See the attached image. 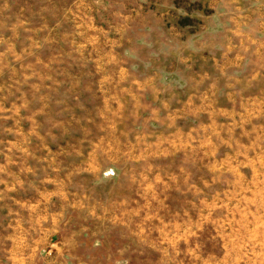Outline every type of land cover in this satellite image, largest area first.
Masks as SVG:
<instances>
[{
    "label": "rangeland",
    "instance_id": "374dc122",
    "mask_svg": "<svg viewBox=\"0 0 264 264\" xmlns=\"http://www.w3.org/2000/svg\"><path fill=\"white\" fill-rule=\"evenodd\" d=\"M262 4L0 0V137L41 194L3 264H264V168L214 183L209 113Z\"/></svg>",
    "mask_w": 264,
    "mask_h": 264
},
{
    "label": "crops",
    "instance_id": "0c3cea01",
    "mask_svg": "<svg viewBox=\"0 0 264 264\" xmlns=\"http://www.w3.org/2000/svg\"><path fill=\"white\" fill-rule=\"evenodd\" d=\"M257 18L247 16L238 31L226 27L225 47H213V106L209 113L211 117L213 113L214 183L254 181L255 176L248 179L243 171L259 173L257 168H264V12ZM231 22L237 23V19L233 17ZM20 147L17 140L0 137V249L9 246L11 232L25 223L21 216L28 208L27 199L41 196L26 194L28 183L17 155ZM255 181L264 179L259 176ZM31 209L36 210L33 204ZM3 257L1 253L0 264L9 260L7 255L6 260Z\"/></svg>",
    "mask_w": 264,
    "mask_h": 264
}]
</instances>
